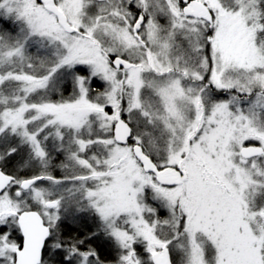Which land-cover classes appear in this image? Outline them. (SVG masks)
I'll return each instance as SVG.
<instances>
[{"label":"snow or ice","instance_id":"6c2138e0","mask_svg":"<svg viewBox=\"0 0 264 264\" xmlns=\"http://www.w3.org/2000/svg\"><path fill=\"white\" fill-rule=\"evenodd\" d=\"M0 264H264V0H0Z\"/></svg>","mask_w":264,"mask_h":264}]
</instances>
